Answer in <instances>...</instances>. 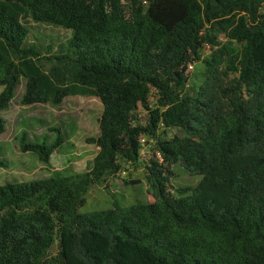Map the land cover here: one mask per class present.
<instances>
[{
  "label": "trees",
  "instance_id": "trees-1",
  "mask_svg": "<svg viewBox=\"0 0 264 264\" xmlns=\"http://www.w3.org/2000/svg\"><path fill=\"white\" fill-rule=\"evenodd\" d=\"M263 6L131 0L128 12L123 0H0V112L21 78L25 106L77 95L103 105L89 172L0 185V264H264ZM206 44L204 81L186 93ZM152 88L148 124L133 125ZM162 127L182 135L162 138ZM143 137L156 140L147 178L157 202L80 212L91 187L144 164ZM28 138L20 151L46 165L64 143ZM176 164L200 182L172 192Z\"/></svg>",
  "mask_w": 264,
  "mask_h": 264
},
{
  "label": "rangeland",
  "instance_id": "rangeland-1",
  "mask_svg": "<svg viewBox=\"0 0 264 264\" xmlns=\"http://www.w3.org/2000/svg\"><path fill=\"white\" fill-rule=\"evenodd\" d=\"M125 9L129 12L131 0H123ZM264 14V6L261 9ZM222 44L241 49L244 43L218 35ZM202 60L192 64L187 69L186 93H193L203 83L206 73L204 61L209 59L211 52L202 50ZM25 78H21L15 97L8 108L0 112L6 123V131L0 137V185L14 181L45 180L56 173L63 175L84 174L91 170L92 161L99 151L94 144L87 143L88 138L99 135V119L103 113V105L97 96H70L61 104H34L25 106L22 97L26 89ZM1 91V88H0ZM158 92L152 88L146 104H139L132 114L133 125L146 126L150 116V108L158 100ZM59 128L60 131H52ZM164 128L160 136L172 138L182 135L175 129ZM23 133L28 135L30 142L52 143L62 136L64 143L52 155L51 163L46 165L39 161L33 153H22L19 141ZM144 149L142 158L144 164L127 165L122 171L107 177L103 184L94 185L86 195V204L79 211L82 213L107 209L115 203L130 206L139 203H156L157 198L152 183L147 178V163L155 150L156 140L143 137ZM201 180L200 176H191L180 164L173 167L170 176V189L195 187ZM54 252L56 247H54Z\"/></svg>",
  "mask_w": 264,
  "mask_h": 264
},
{
  "label": "built area",
  "instance_id": "built-area-1",
  "mask_svg": "<svg viewBox=\"0 0 264 264\" xmlns=\"http://www.w3.org/2000/svg\"><path fill=\"white\" fill-rule=\"evenodd\" d=\"M144 3H146V2H144ZM205 49H208L211 52V45L206 44ZM192 67H193L192 65L189 66V68H192Z\"/></svg>",
  "mask_w": 264,
  "mask_h": 264
}]
</instances>
